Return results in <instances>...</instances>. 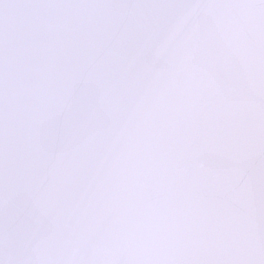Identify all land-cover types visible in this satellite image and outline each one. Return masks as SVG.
Instances as JSON below:
<instances>
[{
    "label": "snow or ice",
    "instance_id": "6c2138e0",
    "mask_svg": "<svg viewBox=\"0 0 264 264\" xmlns=\"http://www.w3.org/2000/svg\"><path fill=\"white\" fill-rule=\"evenodd\" d=\"M0 264H264V0H0Z\"/></svg>",
    "mask_w": 264,
    "mask_h": 264
}]
</instances>
